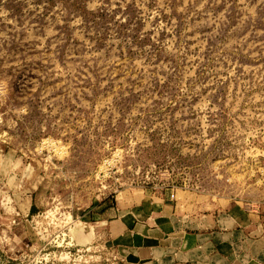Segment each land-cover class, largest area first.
Returning <instances> with one entry per match:
<instances>
[{
  "label": "rangeland",
  "instance_id": "rangeland-1",
  "mask_svg": "<svg viewBox=\"0 0 264 264\" xmlns=\"http://www.w3.org/2000/svg\"><path fill=\"white\" fill-rule=\"evenodd\" d=\"M164 197L264 204V0H0L7 264H116L93 207Z\"/></svg>",
  "mask_w": 264,
  "mask_h": 264
},
{
  "label": "crops",
  "instance_id": "crops-1",
  "mask_svg": "<svg viewBox=\"0 0 264 264\" xmlns=\"http://www.w3.org/2000/svg\"><path fill=\"white\" fill-rule=\"evenodd\" d=\"M174 200L93 207L97 236L116 264H264L263 203L205 213Z\"/></svg>",
  "mask_w": 264,
  "mask_h": 264
},
{
  "label": "built area",
  "instance_id": "built-area-1",
  "mask_svg": "<svg viewBox=\"0 0 264 264\" xmlns=\"http://www.w3.org/2000/svg\"><path fill=\"white\" fill-rule=\"evenodd\" d=\"M92 249L90 246H85V247H79V248H71V249H68V251L65 252L64 256H66L67 258L70 259V257H72L74 260H77L73 263H70V264H91L88 259H87V256L88 258L92 257L90 255V253H92ZM69 259H68V262H69ZM83 261L81 262L80 260ZM10 260V257H6L4 255V253L0 250V264H7ZM67 262V263H68ZM100 264V263H99Z\"/></svg>",
  "mask_w": 264,
  "mask_h": 264
}]
</instances>
